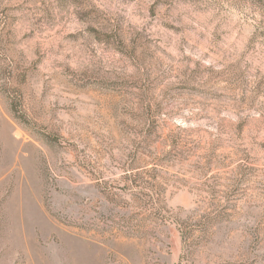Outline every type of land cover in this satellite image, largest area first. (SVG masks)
<instances>
[{"label": "rangeland", "instance_id": "1", "mask_svg": "<svg viewBox=\"0 0 264 264\" xmlns=\"http://www.w3.org/2000/svg\"><path fill=\"white\" fill-rule=\"evenodd\" d=\"M0 264H264V0H0Z\"/></svg>", "mask_w": 264, "mask_h": 264}]
</instances>
